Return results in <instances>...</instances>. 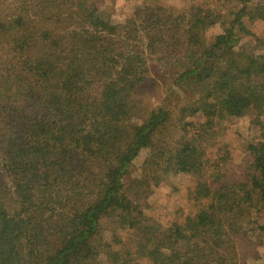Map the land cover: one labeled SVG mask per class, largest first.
Segmentation results:
<instances>
[{
    "label": "trees",
    "instance_id": "obj_1",
    "mask_svg": "<svg viewBox=\"0 0 264 264\" xmlns=\"http://www.w3.org/2000/svg\"><path fill=\"white\" fill-rule=\"evenodd\" d=\"M151 1L118 23L97 0H0V264H244L233 238L240 219L264 214V139L249 145L253 172L237 182L209 181L194 141L248 108L264 113V0L178 14ZM153 60L185 134L161 146L165 166L137 178L132 160L145 146L156 156L172 111L142 119L136 93ZM180 173L196 177L200 208L164 226L145 215L143 194L148 179ZM111 214L119 226L102 232Z\"/></svg>",
    "mask_w": 264,
    "mask_h": 264
},
{
    "label": "rangeland",
    "instance_id": "obj_2",
    "mask_svg": "<svg viewBox=\"0 0 264 264\" xmlns=\"http://www.w3.org/2000/svg\"><path fill=\"white\" fill-rule=\"evenodd\" d=\"M140 0H97L100 8L111 15L114 22H124L131 15L132 8L128 11V7L134 3H140ZM152 3L151 0H148ZM164 4L167 8L174 9V13H181L187 9L190 4L205 2L207 0H157ZM230 4L227 3V6ZM225 9V8H224ZM259 25L257 33L260 34L263 30ZM221 28H213L205 35V39L209 41L212 39V33H220ZM196 33V31H194ZM249 44V42H246ZM172 69V66L168 64ZM161 77L160 65L156 60L151 61L149 73L146 81L140 85L136 97L143 107L142 119L146 118L151 110H155L162 106L172 108L169 116L168 126L160 128L156 140L157 145H160L155 157L150 158L151 147H142L138 155L132 160L129 171L132 176L137 178L142 175L148 176L150 167H157L158 165L165 166L166 158L160 157L163 152L161 146H168V150L175 146L174 141L178 140L180 136L185 134V130L177 128L178 123L175 122L174 104L178 101L177 96L169 93L167 96V87L171 86L170 79L164 81ZM198 118L194 120L197 122ZM259 122L258 125H254ZM188 135L192 133L188 129ZM215 134L210 133L202 138V141L197 142L198 150L202 152L201 158L204 165L205 176L212 181V178H220L222 181H241L245 176L253 172L252 167L248 165L252 162V155L250 154L249 145H258L264 139V113L258 115L253 108H248L241 117L229 118L214 127ZM164 151V152H165ZM160 183L155 184L151 179L150 186L143 194L145 215L152 217L157 223L164 226L170 225L174 222L183 223L186 217H193L200 208L192 199V189L194 187L196 177L187 173H180L177 175L169 174L161 177ZM127 183H131L129 177L126 178ZM136 183L132 184L135 185ZM215 185V183H214ZM144 187V186H143ZM104 226L102 228L107 232L112 231L113 226H117L116 219L112 216L104 218ZM243 223L241 232L233 238V247L236 249V256L244 264H264V233H256L253 229L264 224V214L258 215L256 218L246 216L239 220ZM119 226V225H118ZM117 231L121 238L120 246L128 249L131 241L127 235L122 231ZM111 239V238H110ZM193 242H191L192 244ZM118 246V250L121 247ZM151 262L145 259H136L131 264H150Z\"/></svg>",
    "mask_w": 264,
    "mask_h": 264
}]
</instances>
